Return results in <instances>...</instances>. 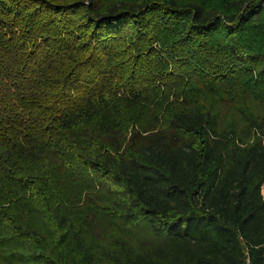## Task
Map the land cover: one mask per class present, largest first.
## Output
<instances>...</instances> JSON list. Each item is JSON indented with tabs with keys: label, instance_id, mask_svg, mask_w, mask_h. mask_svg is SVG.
Listing matches in <instances>:
<instances>
[{
	"label": "trees",
	"instance_id": "obj_1",
	"mask_svg": "<svg viewBox=\"0 0 264 264\" xmlns=\"http://www.w3.org/2000/svg\"><path fill=\"white\" fill-rule=\"evenodd\" d=\"M264 264V0H0V264Z\"/></svg>",
	"mask_w": 264,
	"mask_h": 264
},
{
	"label": "built area",
	"instance_id": "obj_2",
	"mask_svg": "<svg viewBox=\"0 0 264 264\" xmlns=\"http://www.w3.org/2000/svg\"><path fill=\"white\" fill-rule=\"evenodd\" d=\"M245 264H251V261L248 259Z\"/></svg>",
	"mask_w": 264,
	"mask_h": 264
}]
</instances>
